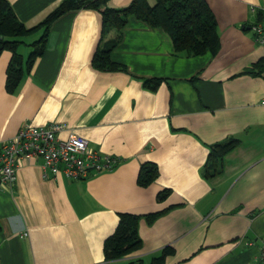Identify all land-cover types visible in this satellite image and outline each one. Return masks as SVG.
I'll return each instance as SVG.
<instances>
[{
	"label": "crops",
	"instance_id": "0c3cea01",
	"mask_svg": "<svg viewBox=\"0 0 264 264\" xmlns=\"http://www.w3.org/2000/svg\"><path fill=\"white\" fill-rule=\"evenodd\" d=\"M61 1L9 0L27 27ZM206 2L217 21L214 55L177 52L164 29L131 15L110 52L123 68H95V51L117 31L103 34L92 8L69 10L50 24L45 50L13 92L6 89L12 53L1 52L0 140L25 121L63 123L61 137L72 130L120 160L84 178L52 176L41 159L24 162L14 184L0 187V264H151L161 253V264H261L264 45L253 37L260 16L251 6L264 7V0ZM40 33L19 45L23 62ZM149 78L159 79L154 88L145 85ZM230 138L239 142L223 156L221 172L206 175L211 145ZM145 162L158 174L143 186L137 178ZM118 212L139 216L142 244L105 261L103 242Z\"/></svg>",
	"mask_w": 264,
	"mask_h": 264
},
{
	"label": "trees",
	"instance_id": "16d2710c",
	"mask_svg": "<svg viewBox=\"0 0 264 264\" xmlns=\"http://www.w3.org/2000/svg\"><path fill=\"white\" fill-rule=\"evenodd\" d=\"M109 0H62L39 24L27 27L20 21L9 0H0V54L3 50L12 53L6 71V89L15 91L22 79L23 71L29 70L35 58L43 53L46 46V35L50 24L61 14L79 8H92L102 16V33L115 28L114 37L102 42L93 55L92 64L98 69L115 70L123 66L110 59V52L121 37V30L128 17L133 15L145 21L151 27L164 29L171 37L175 50L186 55H200L205 53L216 54L220 47L217 32V21L206 0H131L123 7L108 5ZM40 30V36L33 40L31 51L25 62L19 51V45L24 38ZM159 79L145 80L148 88H154ZM237 138L213 143L210 147V165L206 175H215L221 172V160L237 144ZM158 169L153 162H145L138 173V183L146 186L157 176ZM168 189L157 194V199L162 200L167 195ZM159 212L146 215L151 220ZM139 216L130 212H118V222L113 233L108 235L103 242L105 261L119 259L140 248L142 242L137 226ZM164 253L152 258L151 264H161ZM127 264H143L140 259L131 260Z\"/></svg>",
	"mask_w": 264,
	"mask_h": 264
},
{
	"label": "built area",
	"instance_id": "2783aa9c",
	"mask_svg": "<svg viewBox=\"0 0 264 264\" xmlns=\"http://www.w3.org/2000/svg\"><path fill=\"white\" fill-rule=\"evenodd\" d=\"M251 11L260 16L259 21L251 25L253 37L264 45V7L251 6ZM67 128L63 123L37 126L25 121L15 135L0 140V187H11L17 169L35 159H41L44 171H50L52 176L62 172L67 178H84L91 173L109 171L119 162L118 157L91 147L85 137L72 130L61 137L59 134ZM260 263L264 264V238L261 239Z\"/></svg>",
	"mask_w": 264,
	"mask_h": 264
},
{
	"label": "rangeland",
	"instance_id": "374dc122",
	"mask_svg": "<svg viewBox=\"0 0 264 264\" xmlns=\"http://www.w3.org/2000/svg\"><path fill=\"white\" fill-rule=\"evenodd\" d=\"M27 55H28V54H27ZM27 55H26V56H27Z\"/></svg>",
	"mask_w": 264,
	"mask_h": 264
},
{
	"label": "water",
	"instance_id": "95a60500",
	"mask_svg": "<svg viewBox=\"0 0 264 264\" xmlns=\"http://www.w3.org/2000/svg\"><path fill=\"white\" fill-rule=\"evenodd\" d=\"M0 38H1V36H0Z\"/></svg>",
	"mask_w": 264,
	"mask_h": 264
}]
</instances>
